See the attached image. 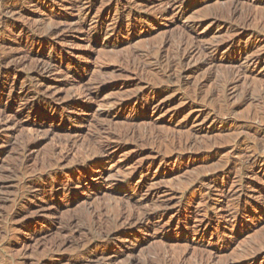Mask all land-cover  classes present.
I'll return each instance as SVG.
<instances>
[{
  "label": "rangeland",
  "instance_id": "obj_1",
  "mask_svg": "<svg viewBox=\"0 0 264 264\" xmlns=\"http://www.w3.org/2000/svg\"><path fill=\"white\" fill-rule=\"evenodd\" d=\"M74 1L86 8L89 2H94L89 11L88 24L77 23L79 11L77 7L72 8L70 0L10 1L18 2L23 12L22 17L13 14L18 16L19 23L36 26L53 19L54 22L65 20V16L74 18L76 23L61 25L58 37L53 41L67 49L62 55H56L55 67L72 69L73 72L58 77L59 82L52 83L47 92L58 103H66L72 95L80 94L87 87H93L94 94L90 99H81L72 115L69 113L57 121L56 114L46 115L43 111L36 114L21 113L16 108L6 111L10 118L28 119L42 122L43 125L55 121V127L61 134L46 137L38 134L42 142L31 153H25L29 161L25 172L19 175V172H12L24 154L20 153L18 140L31 135L21 128L10 137L8 129L0 125V172H3L0 177V264H156L160 257L172 264H264L260 260H242L249 250H264V197L256 199V190L264 187V167H255L256 178L243 179L248 193L237 202L231 197L219 195L216 185L229 184L235 171L228 169L222 175H212L223 159L231 156L237 160L238 154L246 151L247 143H243L237 151L229 148L230 141L238 133L257 132V125L249 126L246 119H251V113L259 101H244V88L250 84L256 86L255 96H258V90H264V69L255 68L250 77L241 75L235 88L228 89L224 95L215 96L218 80L215 74L225 75L228 68L239 69L245 65L247 55L252 57L264 53V37L254 40L243 35L240 43L234 47L249 49L255 41L256 48L241 57L231 50L234 47L230 42H225L221 52L215 55L216 63L201 65L204 56L195 51L190 61L182 66L185 84L179 86L172 83L167 88L147 91L149 99L155 104L165 105L162 111L154 112L147 105L133 101L126 107L110 109L107 103L142 92L141 82L136 78H148L149 72L144 74L129 64L134 55L161 49L165 62L176 41L185 35L199 38L205 44H220L221 40L226 39L225 30L229 29L224 24L212 27L209 20L204 18L213 11L228 12L237 8L243 14H250L252 19L249 23L255 24L264 17V0L181 1L176 6L186 13L179 20L173 19L176 6H164L165 0H122L118 9H106L104 4L108 0ZM131 9L132 14H137L136 25H124L122 31L107 38L84 34V28H90L97 19L106 20L107 26H115L114 17L126 14ZM159 9L164 16L156 14L154 17L151 12ZM91 18L94 20L90 22ZM202 19V25L192 29L191 35L188 34L191 25ZM23 34L20 29L6 33L0 31V52L2 47H8L18 53L21 48L32 50L35 45L47 42L40 37L30 39ZM42 55L53 57L54 53L46 48ZM34 63L35 60H31L24 70L12 71L9 79H0V87L6 89V95L0 98V108H9L11 102L18 99V94L8 97L13 82L24 81L30 74L27 68ZM192 67H196V70L188 73ZM157 69L153 66L152 71ZM53 76L52 73H43L40 77L42 81H48ZM209 76L212 79L207 80ZM67 81H70L67 86L62 85ZM225 98L228 106L234 109L228 119L206 118L203 122L198 121L207 113L202 114L200 108H215ZM106 110H109V114H104ZM240 124L244 126L240 128ZM101 125L104 137L117 135V140H109V153L99 157L102 161L100 164L91 162L88 169L87 166L82 167L73 177L67 176L69 168L80 165L84 147L99 136L98 128ZM107 138H101V141L109 144ZM66 140L76 142L77 146L63 149V152H67V158L60 166L42 170L39 164L43 158L52 147L60 148ZM173 150L183 151L182 155H175ZM201 151L207 153L199 156L198 152ZM195 177L204 179L203 186L189 185ZM102 178L110 182L109 189L115 198L84 189L86 185L93 187L101 184ZM33 182L37 186L30 188ZM43 184L55 187V191L47 189L46 197L57 204H65L64 207L51 209L40 201L43 191L39 188ZM206 185L210 188L209 193L203 188ZM248 195L255 197L251 200V206L247 205ZM107 202H112L115 208L123 212L146 211L153 216L152 223L121 233L120 237L114 239L116 241L104 239L102 237L108 228L97 226L91 229L85 225L89 218L84 208H98ZM164 204L168 205L167 208L163 207ZM158 205L165 209L155 214L154 208H158ZM241 206L248 210H240ZM229 209L240 211L236 217L223 218ZM255 209L262 210V220L255 219V216H260ZM72 216H80L81 220L67 228L65 221ZM208 219L218 220L219 223L212 230L196 233L194 227ZM187 227L191 229L185 231ZM82 228L83 231L79 232ZM219 230L228 233L221 235L217 233ZM80 242L83 244L77 251L76 245ZM202 242L204 246H198ZM55 244L60 247L54 249ZM138 244L140 247L134 249ZM213 246L221 247L222 252L209 258L208 249L211 250Z\"/></svg>",
  "mask_w": 264,
  "mask_h": 264
},
{
  "label": "bare ground",
  "instance_id": "obj_2",
  "mask_svg": "<svg viewBox=\"0 0 264 264\" xmlns=\"http://www.w3.org/2000/svg\"><path fill=\"white\" fill-rule=\"evenodd\" d=\"M12 0H0V31L1 32H13L16 29H20L22 33L27 34L30 39H35L36 37H40L42 39H45L47 42L44 45H35L34 49L28 50L26 48L19 49L18 53L12 52V49L8 47H2V51L0 52V79H9L12 71H21L24 70L29 61L35 60V63L27 68V72H30V74L25 78L24 81L16 82L14 81V86L11 87L10 92L8 94V97L18 94V99L13 100L11 102V105L6 108H0V125H3L8 129V135L10 137L14 136L17 130L23 128L26 129L30 133V137L23 136L20 140H18V147L20 148V153L22 152V156L19 161V165L17 168H13L12 172L18 174L25 172L26 165L29 161L27 157L25 156V153H31L35 150V148L42 142V140L38 139V134H43L46 136H58L61 134L60 131L57 130L55 127V121L58 119H62L65 116L69 115V113L72 115L76 109V106H78V103L81 99H85L88 97V99L91 98V95L94 94L93 87H87L84 88L80 94L78 95H72L70 99L66 103H58L57 99L53 97L49 92L52 83H58V77L60 76H68L71 75L73 72L72 69H62L61 66L55 67L54 60L56 55L67 51L65 47H62L56 43H53L55 41L56 37H58L59 30L61 28V25L66 22H70L69 24L76 23L74 18L66 17L65 20L53 21L49 23L41 22L39 25L31 26L28 24L19 23L18 16H13V14H18L19 17L23 16L22 10L19 9L18 2L16 3H10ZM183 1H196V0H165L164 6L170 5V7L176 6L177 3ZM70 5L72 8L77 7V10L79 11V15H77V23L78 24H88V18H89V11L93 8L94 2H89V7H83L82 5L78 4L74 0H70ZM122 3V0H108L104 7L106 9H112L117 8ZM132 8V7H129ZM176 13H174L173 19L179 20L181 19L186 11L183 10L181 7L176 6ZM170 10H168L169 14ZM171 12H174V10ZM163 11L159 9V11L151 12V14L155 17L156 14H162ZM60 16V15H59ZM164 16V15H163ZM204 19L209 20V25L212 27H219L220 25L224 24V27H227L229 30H225L226 39L221 40L217 43H209L205 44L203 43L199 38H195L185 35L183 37H180L174 46V49L172 53L170 54L169 58L163 62L162 58V52L160 50H156L153 52V50H149L147 52H144L142 54H136L132 59L129 60V64L136 70L143 71L144 74L149 72L148 78H142L141 76H138L136 79L140 80L141 86L140 90L142 92H135L132 94H129L128 96L124 98L114 99L111 100L108 103L109 109L112 107H126L130 102H137V103H143L147 105L150 109H153L154 112H159L164 110L165 105L164 104H155L152 99H149L148 95L146 94L148 90L152 89H163L167 88L172 83H177V85L181 86L185 84L183 78H182V66L186 61H190V59L193 57V53L195 51L200 52L204 56V60L202 61L201 65L207 64V63H216L215 55L221 52L223 49V46L225 42H230L232 46L236 45L237 43H240V40L242 39L243 35H246V37H250L251 39L257 40L259 37H264V17L259 19L255 24H250L252 17L250 14H243L240 10L232 9L228 12L224 11H213L208 14L207 17ZM204 19L195 22L190 27L191 33L192 29H195L197 26L202 25L204 22ZM94 19H90V22ZM115 26H107L105 25V21L102 19H97L94 21L95 23L90 25V28H84L83 32L84 34L91 35L92 37H101L104 36L105 38L110 37L114 33H118L124 29V25H127L128 27L134 26L137 23V14H132V9L121 16L114 17ZM118 25V26H117ZM23 34V35H24ZM191 35V34H190ZM186 38L188 40H186ZM253 40V41H254ZM190 42V43H189ZM168 43V42H167ZM166 42L164 44H167ZM255 41L250 44L249 49L246 48H233L231 49L235 55L238 56H244L246 55L249 50L255 49ZM114 47V46H113ZM46 48H49L53 51L54 56L53 57H45L42 55V51ZM255 52V51H254ZM247 58V62L245 65L240 66L239 69H233V67L228 68V70L225 72V75H217V85L214 90V95L219 96L220 94L224 95L228 89H231L232 87L235 88L238 84V82L241 79V75L244 76H251L253 70L255 68L264 69V53L257 54L256 56L249 57L248 55L245 57ZM61 59V58H60ZM69 60H71L69 58ZM216 65V64H215ZM153 66L157 67V70H153ZM196 70V67H192L188 73L194 72ZM43 73H52L53 78L50 80L42 81L41 75ZM188 75V74H187ZM212 79V76H209L207 78ZM62 83V82H61ZM68 82H63L62 85L67 86ZM108 87V85H104ZM247 88H244V101H251L254 100L259 101L257 108L251 113V119H246V123H248L249 126H252L253 124H256L257 126V132L253 134H241L242 132L238 133L229 144V148H231L234 151L240 150L239 147L243 143L246 144V151L241 152L237 160L232 159L231 156L226 157L221 161V164L219 168H215L213 171V176L224 173L226 170L230 169V171L233 169L234 177L233 181H231L229 184L227 182L225 183H217V190L219 195H223L224 197H231L235 202L240 201L241 197L246 195L248 193V188L246 185L243 184L244 178H252L255 177V167L260 166L264 167V90H258V96H255L256 86L249 85L246 86ZM80 88V87H79ZM57 89V88H56ZM5 87H0V98H2L5 94ZM79 91V90H78ZM16 108L21 113H29V114H36L39 111H43L48 114H56V120L49 125H43L42 122H32L28 119H16V118H10L8 115H6V111L8 109ZM109 110H106L104 114H109ZM202 114L204 112L206 113V116L201 120L200 118L198 121H204L206 118L209 119H228L230 117L231 113L234 111L233 108L229 107L227 104V99L225 98V101H219V103L216 105L215 108L208 109V108H200L199 110ZM250 117V116H249ZM206 119V120H207ZM241 126L244 125H239ZM103 125H101L98 128V137H94L89 141V143L84 147V151L81 154L82 160L80 162V165L74 166L69 168L68 175L69 177H73L76 175L77 172L80 171L82 167H86L88 169V165L92 162L93 164L98 163L100 164L101 159L99 157H103L107 153H109V148L111 146V142L109 141L115 138L117 140V135L109 136L110 137H104L102 135ZM70 130V128L68 129ZM32 135H35L33 137ZM101 138H107L109 141V144H107L106 141H101ZM62 147L58 148L57 146L52 147L50 153L43 158V161L39 164L42 168V170H49L52 169L53 166H60L63 161L67 158V152H63V149H71L73 147H76L77 144L71 143L70 140H66L61 143ZM201 148H203L201 146ZM61 149V150H59ZM202 150V149H201ZM69 151V150H67ZM176 151V152H174ZM233 151V152H234ZM175 155L181 156L182 152L181 150H173L172 151ZM232 152V153H233ZM204 151L198 152L199 156H204ZM238 153V152H237ZM87 155V156H86ZM102 162V161H101ZM242 165H241V164ZM248 168L247 170L244 169ZM18 169V170H17ZM60 171H57L56 173H59ZM3 174V172H0V177ZM224 175V174H223ZM256 178V177H255ZM102 182L99 185H93L91 187L90 185H86L84 187L85 190L88 192H91L92 190H95L96 194L99 193L102 194H108L107 196L110 197V199L115 198V195L110 192L109 189V183L102 178ZM204 179L199 177H195L192 179L189 183V185H201L203 186ZM261 181V179H260ZM92 182V181H91ZM90 182V183H91ZM216 182V181H215ZM36 182H33L30 188L36 187ZM204 190H206L207 193H209V187L206 185L203 187ZM251 188V187H250ZM40 191H43V196L40 198V201L45 202L47 204V208H61L64 207L62 204H57L53 199H49L46 197V191L47 189H50L51 191H55V187L52 185H41ZM251 190H254L251 188ZM66 194V193H65ZM256 199H261L264 197V187L256 190ZM68 195V194H67ZM249 197L247 205L251 206V200L255 199V197H251V195H248ZM87 199V197H82L81 199ZM150 199V198H149ZM15 201V199H14ZM149 201V200H148ZM147 201V202H148ZM258 202V200H256ZM167 204L163 205V207L167 208ZM165 208H162V206L158 205V208H154L155 214L159 212V210H163ZM239 209L242 211H247L248 209L246 207H239ZM235 209H229L226 211L227 215L223 216V218H227L228 216L236 217V213H238L240 210ZM233 211V212H232ZM231 212V213H230ZM235 212V213H234ZM84 213L89 218L87 223L88 227L91 229L97 228H108L107 233L102 238L111 239L112 241H116V237H120L121 233H128L131 230L140 228V227H146L149 226L152 223L153 216L146 211L138 212L134 210H129L128 212H123L119 210V208H115L112 204V202H107L105 205H100L98 208L90 209L87 206L84 208ZM255 213L258 216H255V219L257 218L258 221L262 220V210L257 211L255 209ZM187 215V213L185 212ZM81 220L80 216H72L71 218L67 219L65 221V226L67 228H71L72 225L78 224ZM249 220H247L248 223ZM126 223L127 225H124ZM218 220H212L208 219L206 221H201L199 225H196L194 227V231L198 233L199 231H207L212 230L213 226L215 224H218ZM246 223V222H245ZM191 229L190 227L185 228V231H188ZM83 231L82 229H79V232ZM217 233L221 235H227L228 232L219 230ZM104 238V239H105ZM83 242L77 243L76 250L80 251V248L82 247ZM198 246L203 247V242L199 244ZM60 247V245L55 244L53 245V248L56 249ZM140 247V244L135 246L134 249H137ZM207 249V248H206ZM205 250V248L203 249ZM209 258L211 256H215V254H218L222 252V248L218 246H213V248L208 249ZM243 261H257L260 260L261 263L264 262V250L262 249H256L255 251L249 250L247 251L243 257ZM159 263L156 264H172L171 261L168 259H162L160 257L158 259ZM133 263V262H131ZM155 263V262H154ZM178 264V263H174Z\"/></svg>",
  "mask_w": 264,
  "mask_h": 264
}]
</instances>
